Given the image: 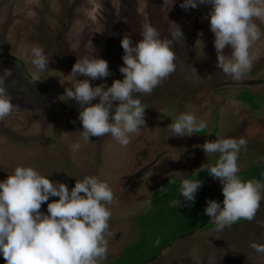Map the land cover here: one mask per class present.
Wrapping results in <instances>:
<instances>
[{"label":"rangeland","instance_id":"obj_1","mask_svg":"<svg viewBox=\"0 0 264 264\" xmlns=\"http://www.w3.org/2000/svg\"><path fill=\"white\" fill-rule=\"evenodd\" d=\"M182 2L175 0L171 5L172 0H0V81L14 105L11 115L0 121V181L11 175L15 167L24 166L34 168L54 183L66 184L69 191L76 180L86 176L106 182L114 193V201L106 205L111 212L110 234L106 233L108 252L101 264H106L126 241L133 240L136 230L128 214L120 221L118 211L115 212L117 205L118 209L127 205L117 198L122 184L120 175L125 169L115 179L111 172L115 167L111 166L115 161L118 165L126 151L110 135L85 141L80 134L78 103L60 99L75 79L70 73L77 60L105 59L110 75L90 83L93 87H110L114 80L123 79L119 71L124 55L121 39L127 36L133 43L138 42L142 39V25L150 24L161 39L170 40L169 26L174 22L183 33V41L172 44L176 70L150 95L134 93V98L146 108V126L135 134L132 154L143 148L139 142H152L153 156L162 152L169 161H184L180 171L191 174L202 165L214 166L219 159V153L205 155L200 147L205 141L243 137L247 147L239 153V171L264 160V23L255 20L262 35L250 50L256 57L253 67L242 79L260 81L245 87L256 94L251 97L257 105L254 109L238 100L248 96L246 91L230 84L234 80L216 67L214 34L206 18L210 5L198 4L185 10L180 7ZM32 47L44 50L49 59L48 70L39 72L30 63L25 52ZM225 53L230 54V49ZM97 102L98 98L93 101ZM183 113L206 123L203 135L172 136L168 125ZM74 143L81 145L75 152L71 150ZM181 164L167 167L165 174L152 183L138 186L143 208L136 211L140 215L151 217V198L159 196L177 179L175 171ZM58 199L50 197L48 202ZM41 211L47 214V203L42 204ZM194 234L151 261L150 250L140 253V259L150 257L143 264H264V254L250 247L253 242L264 244V200L251 222L243 220L219 232L214 227ZM127 258L124 257L125 264H131Z\"/></svg>","mask_w":264,"mask_h":264},{"label":"clouds","instance_id":"obj_2","mask_svg":"<svg viewBox=\"0 0 264 264\" xmlns=\"http://www.w3.org/2000/svg\"><path fill=\"white\" fill-rule=\"evenodd\" d=\"M198 4L210 5L206 18L214 34L216 67L234 81L242 80L256 59L250 50L262 35L255 20L264 23V0H183L180 7L194 9ZM169 34L171 39L163 40L155 27L143 24L142 39L138 42L133 43L124 36L120 42L124 51L123 66L119 68L123 79L114 80L110 87L103 84L93 87L90 83L110 75L105 59L84 57L76 61L70 73L75 79L60 99L78 103L80 134L85 141L110 135L126 147L131 142V134H138L146 126V108L140 99L134 98V93L150 95L176 70L172 44L183 41V33L171 22ZM226 49H230V54L225 53ZM25 54L37 71L48 70L49 59L42 48L32 47ZM81 76L85 79H78ZM33 82H37L35 77ZM97 98L98 102L93 103ZM13 110L14 105L0 81V121ZM206 127L204 121H198L190 113L180 114L168 125L176 137H190L202 133ZM80 147L74 143L71 150L75 152ZM200 147L205 155L219 153L214 166L202 165L200 169L222 184V206L209 200L204 209L214 220L215 231L240 220L251 222L264 200V184L242 181L237 175L238 156L242 148L246 149L247 140L243 137L215 139L205 141ZM201 186L199 179L185 178L180 196L194 202ZM50 197L59 199L49 203ZM113 201L110 186L96 177L76 180L69 191L66 184L54 183L32 167L17 166L0 181V254L6 264H101L108 252L106 233L110 234L111 212L106 205ZM44 203H47V214L41 211ZM180 203V200L171 201L169 206L178 207ZM159 243L157 238L156 244ZM250 247L264 254V244L253 242Z\"/></svg>","mask_w":264,"mask_h":264},{"label":"trees","instance_id":"obj_3","mask_svg":"<svg viewBox=\"0 0 264 264\" xmlns=\"http://www.w3.org/2000/svg\"><path fill=\"white\" fill-rule=\"evenodd\" d=\"M240 90L246 91L248 96L237 99L251 108H257V105L253 104L251 100V97L255 93L249 89ZM203 132L198 134L203 135ZM237 175L242 181L255 180L264 182V162L240 170ZM185 178L194 181L199 179L202 181V186L195 194L194 202H187L184 198L178 199L182 181ZM211 179L212 177L207 171L197 170L184 178L171 181L169 185L162 189L158 194L159 196L156 194L155 196L153 195L154 197L151 199H154V201L150 205L151 212L148 213L151 217L147 218V214L136 217L135 225L140 230L137 239L127 244L117 257L108 261L106 264H125L124 257H128L127 259L131 264L132 262L135 264H143L150 257L141 260L140 257L142 255L140 253L143 254L145 251L150 250L152 251L151 258L153 259L162 249L177 239L189 235L194 231L202 232L214 228V220L209 216L206 220L204 209L207 207L209 200L205 202V199L209 191L213 190V196L210 200H215L220 203L223 201V194L222 184L220 182L210 183ZM175 200H180V205L178 207H170V202ZM148 219L150 220L149 223H147ZM242 221L240 220L236 223ZM149 235L150 238L148 239ZM157 238L160 240L158 245L156 244ZM0 264H6L5 260L1 261Z\"/></svg>","mask_w":264,"mask_h":264},{"label":"flooded vegetation","instance_id":"obj_4","mask_svg":"<svg viewBox=\"0 0 264 264\" xmlns=\"http://www.w3.org/2000/svg\"><path fill=\"white\" fill-rule=\"evenodd\" d=\"M245 87L246 86H240V88ZM131 137H134V139L131 138V142L126 147L122 146L123 152L126 151V153H124V159L120 163L118 162V165L117 161L113 162L114 166H111V169L115 167V169L111 171L114 172L112 174L115 179L116 176L118 177L120 175V172L125 169L124 173L120 175L122 183L120 189L122 190V188H124L123 190L127 193H131L132 190L134 191V189L139 188L138 186H144L146 184L152 183L160 175L165 174L167 167H170L169 169H171V166L177 167L179 164L184 163V161H178L174 159L173 161H169L167 157L162 156V152L158 153L156 156H153V144L152 142L146 143L147 141L144 143V138L140 140L143 143L139 142L140 144H143V148L135 155H133V152L131 151L133 149L132 140L136 139L135 133L131 134ZM182 159L184 160V158ZM182 164L180 165V167H182ZM118 167L120 168V170L116 171ZM116 181L117 180H115V182Z\"/></svg>","mask_w":264,"mask_h":264},{"label":"crops","instance_id":"obj_5","mask_svg":"<svg viewBox=\"0 0 264 264\" xmlns=\"http://www.w3.org/2000/svg\"><path fill=\"white\" fill-rule=\"evenodd\" d=\"M240 89H243V88H240ZM245 89V88H244ZM255 93V92H254ZM235 94V93H234ZM247 113H249V112H247ZM244 114V113H243ZM242 114V115H243ZM242 117V116H241ZM264 162V160L261 162V163H263ZM260 163V164H261ZM182 168L183 167H181L179 170H176L175 171V173L177 174V176L178 177H176L177 179H181V178H184V177H186V176H188L190 173H186V172H183V171H180V170H182ZM243 170V169H242ZM210 183H215V182H213L212 180L210 181ZM145 186V185H144ZM124 188H122V190H120L119 192H118V195H117V198L119 199V200H121L122 201V203L123 204H127L126 205V207L123 205L121 208H119L118 209V206L119 205H117L116 207H117V209H116V207H115V212H116V210L118 211V213H116L117 215L116 216H119L120 218H119V220L120 221H124V217H126L125 216V214H128V216L129 217H131V221H132V223H133V226H134V229L136 230V232H133L132 234H134L135 235V238L133 239V240H128V241H126V243H124L122 246H121V248L118 250V252L117 253H115L114 255H113V257H111L110 259H108L109 261L110 260H112L113 258H115V257H117L120 253H121V249L123 248V247H125L127 244H129V243H132V242H134L136 239H137V237H138V235H139V233H140V230H139V228L135 225V218L138 216V215H140V213H139V211H136L137 209H139V207L140 206H142V204L141 203H139V201H142L139 197L141 196V194H140V188H138V189H134V191L132 190V192L131 193H127V192H125L124 190H123ZM148 196V195H147ZM181 199V198H183L182 196H180L179 195V197H178V199ZM146 199H147V197H146ZM118 202H120V201H118ZM145 203H146V200H145ZM129 204H133V205H129ZM148 207H149V205H148ZM141 208H143V206L141 207ZM132 210H134V211H132ZM120 212H123V216H121V215H118ZM120 231H123L122 229L120 230ZM209 231V230H208ZM125 233V232H124ZM195 233V231L194 232H192L191 234H189V235H186V236H184V237H182V238H179V239H177L176 241H174V242H172L169 246H167V247H165L164 249H162L160 252H159V254L158 255H160V253L162 252V251H164L165 249H167L168 247H172L173 245H175L176 243H179V241H181L182 239H185V238H188V237H192L193 235H195L194 234ZM202 234L203 233H206V231L204 232H201ZM117 234H120L119 232H117ZM157 255V256H158ZM156 256V257H157ZM155 257V258H156ZM154 259V258H153ZM153 259H151V260H153ZM5 260V259H4ZM108 260H107V262H108ZM150 260V261H151ZM3 261V260H2ZM1 262V261H0ZM146 264V263H145Z\"/></svg>","mask_w":264,"mask_h":264},{"label":"water","instance_id":"obj_6","mask_svg":"<svg viewBox=\"0 0 264 264\" xmlns=\"http://www.w3.org/2000/svg\"><path fill=\"white\" fill-rule=\"evenodd\" d=\"M260 81H256V80H242V81H233V82H230V84H232L233 86H248V85H252V84H256V83H259ZM227 85L229 83H226ZM212 196H213V191H210L209 194H208V197L205 199V202L212 199ZM206 216V220L208 219V216L205 214Z\"/></svg>","mask_w":264,"mask_h":264}]
</instances>
